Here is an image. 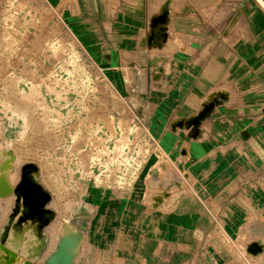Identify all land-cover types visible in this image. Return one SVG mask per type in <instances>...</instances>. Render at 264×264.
<instances>
[{
	"label": "rangeland",
	"instance_id": "1",
	"mask_svg": "<svg viewBox=\"0 0 264 264\" xmlns=\"http://www.w3.org/2000/svg\"><path fill=\"white\" fill-rule=\"evenodd\" d=\"M224 1H219L209 17L202 19L199 15L198 27L200 31L206 29L207 43H224L223 30L230 20V29L236 28V0H228V7L234 8L229 10L231 14ZM242 4L238 5L239 14L244 12L250 28L249 36L241 39L247 44L249 39L253 42L259 38L261 47L264 35H250L255 32L251 30L252 16L247 20V15H253L254 9L262 11L260 27L264 33V8L259 0H245ZM75 13V2L67 7L65 1L51 5L46 0H0V163L7 157L2 152L11 150L15 159L10 172L19 173L24 163L38 165L40 183L51 194L48 207L55 212L45 228L50 238L48 248L36 264H43L54 250L65 223L76 225L85 235L81 259L76 256L74 264H93L91 247H98V243L90 240V229H97L93 221L101 202L115 205L113 223L108 230H101V236L108 239L111 229L118 231L120 220L125 219L116 208L130 201L132 192H139L145 178L148 186L154 184L150 179L157 180L148 190H159L156 188L160 181L165 189L174 192L171 196L176 194V185L169 184L173 174L184 179L174 164L158 152L156 138L144 123V109L156 103L155 96L150 101L148 95L156 91L152 79L160 72L154 56L158 52L149 45L153 43L149 37L152 28L148 34L147 28L133 44L105 45L101 49L94 46L99 43H94L97 39L92 35H83L86 30ZM159 23L153 24L155 44L161 42L159 34L164 30ZM220 29L219 34L216 30ZM180 31L184 33V27ZM178 37L173 33L170 39L177 41ZM135 42L139 44L137 51L131 49ZM258 52L264 62L263 48ZM260 73L264 75V68ZM117 139L122 143L128 140L126 146L114 147ZM259 175V182L238 179L237 191L251 188L252 184L264 188V167ZM247 196L246 190L229 194L228 211L236 198ZM145 199L150 202V195ZM12 204L13 195L0 198V228ZM247 212L238 230L235 217H231L224 228L220 224L206 233L211 244L204 245L205 249L228 252L232 258L222 259L224 264H249L246 260L264 264L262 257L251 259L245 253L251 242L264 241V210Z\"/></svg>",
	"mask_w": 264,
	"mask_h": 264
},
{
	"label": "crops",
	"instance_id": "2",
	"mask_svg": "<svg viewBox=\"0 0 264 264\" xmlns=\"http://www.w3.org/2000/svg\"><path fill=\"white\" fill-rule=\"evenodd\" d=\"M58 1H65L67 7L76 3V19L86 30L83 35H92L97 39L94 43H99L94 46L101 49L134 42L147 28V34L150 28L154 31V21L161 18L157 21L164 27L161 42L154 43L153 31L149 35L153 42L149 45L158 52L154 56L160 72L152 79L156 91L148 95L150 101L155 96L156 103L144 109V123L156 138L158 151L184 175L183 179L173 174L170 179L176 194L168 204L174 192L160 181L159 190H148L152 184H145V178L139 192H132L130 201L116 208L125 219L120 220L118 231L111 229L114 236L108 239L101 236V230H108L113 223L115 205L101 202L93 221L97 229H90V240L98 243L91 247L93 264H224L222 259H232L228 252L205 249L204 245L211 244L207 231L220 224L224 228L231 217H235L238 230L245 223L247 210H264L263 187L252 184L237 191L238 179L259 182L264 167V75L260 73L264 62L258 52L264 45L259 47V38L249 39L247 44L241 39L250 28L244 12L239 14L238 5L245 0H236V28L230 29L231 20L226 23L222 44L207 43L206 29L198 27L200 17H209L222 0H46L51 5ZM259 2L264 8V0ZM224 4L228 7V0ZM230 9L234 11L228 7V14ZM260 12L254 9L253 15H247V20L252 16V36L264 35ZM181 27L185 29L182 34ZM173 33L179 34L177 41L170 39ZM138 46L135 42L131 49L137 51ZM210 97L217 100L196 125L195 136L190 135L191 126L174 124L197 116ZM245 190L248 196L236 198L228 211L229 194Z\"/></svg>",
	"mask_w": 264,
	"mask_h": 264
},
{
	"label": "water",
	"instance_id": "3",
	"mask_svg": "<svg viewBox=\"0 0 264 264\" xmlns=\"http://www.w3.org/2000/svg\"><path fill=\"white\" fill-rule=\"evenodd\" d=\"M2 155L7 157L0 163V198L13 195V204L0 228V264H34L49 241L45 227L55 217L54 210L48 207L51 194L40 183L34 162L21 165L19 179L12 186L8 174L15 156L11 150L3 151ZM82 241L83 233L76 225L63 224L56 246L43 264H74ZM249 246L255 250L254 243Z\"/></svg>",
	"mask_w": 264,
	"mask_h": 264
},
{
	"label": "bare ground",
	"instance_id": "4",
	"mask_svg": "<svg viewBox=\"0 0 264 264\" xmlns=\"http://www.w3.org/2000/svg\"><path fill=\"white\" fill-rule=\"evenodd\" d=\"M263 3V2H262ZM264 5V3H263ZM163 23V22H162ZM160 30V29H159ZM163 30V28L161 29ZM157 35V34H156ZM159 37H161V33L159 34ZM156 41H158V36L156 37ZM159 42V41H158ZM223 94V93H222ZM216 98L215 97H210L203 105H202V109L200 111V113L197 116H194L192 118H189L187 120H178L176 121L174 124H181L184 127H190L191 126V131H190V135L195 136L196 133V125L200 122L201 119H203L206 114L209 112V109H212L214 103L216 102ZM23 114V113H22ZM209 115V114H208ZM25 121H27V119L23 118ZM200 131V130H199ZM128 139V138H127ZM128 141V140H127ZM127 141H123V143L121 142V140L117 139V143H114V147H120V148H124L127 144ZM17 173V172H16ZM20 173V172H19ZM15 174L13 172H9L8 174V180L11 184H15L19 177L16 178V176L19 174ZM115 189V188H114ZM174 196V195H173ZM173 198L172 196L169 198L171 199ZM51 223H49L47 226H49ZM46 226V227H47ZM45 227V228H46ZM49 236V235H48ZM50 240V238H49ZM49 243V241H48ZM253 243L255 244V250L253 251L251 248H253V246H249V245H253ZM251 247V248H250ZM48 248V244L47 247L45 249V251ZM45 251L43 253V256L45 254ZM245 251V250H244ZM245 253H247L248 257H250L251 259L257 258V257H262V259H264V241L262 240H258V241H253L251 242V244H248L247 249L245 251ZM43 256L41 258H43ZM40 258V259H41ZM36 264V263H34Z\"/></svg>",
	"mask_w": 264,
	"mask_h": 264
},
{
	"label": "built area",
	"instance_id": "5",
	"mask_svg": "<svg viewBox=\"0 0 264 264\" xmlns=\"http://www.w3.org/2000/svg\"><path fill=\"white\" fill-rule=\"evenodd\" d=\"M158 152H160V151H158ZM160 153H161V152H160ZM37 166H38V165H37ZM154 179H156V178L150 179V182L154 183L153 185H150V186H151V188H153V187H154V185L157 183V180H154ZM158 183H159V182H158ZM151 188H150V189H151ZM166 194H167V192H166ZM167 196L169 197V196H170V194H169V195L167 194ZM155 202H157V203H159V204H160V203L162 202V200L156 199V200H155Z\"/></svg>",
	"mask_w": 264,
	"mask_h": 264
}]
</instances>
